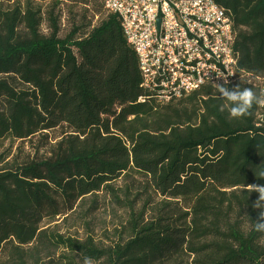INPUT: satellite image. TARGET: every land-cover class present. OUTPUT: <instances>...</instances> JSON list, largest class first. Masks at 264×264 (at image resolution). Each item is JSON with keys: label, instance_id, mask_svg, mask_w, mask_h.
<instances>
[{"label": "trees", "instance_id": "16d2710c", "mask_svg": "<svg viewBox=\"0 0 264 264\" xmlns=\"http://www.w3.org/2000/svg\"><path fill=\"white\" fill-rule=\"evenodd\" d=\"M10 1L0 0V141L60 133L44 158L0 153V264H264L250 188L264 185L259 106L232 119L211 87L176 104L138 103L136 55L102 0H73L106 15L94 25L83 15L66 34L56 13L66 0H40L44 11ZM213 1L231 16L239 71L264 78V0ZM124 180L132 186L115 188ZM99 193L126 212L117 241L45 228Z\"/></svg>", "mask_w": 264, "mask_h": 264}, {"label": "built area", "instance_id": "2783aa9c", "mask_svg": "<svg viewBox=\"0 0 264 264\" xmlns=\"http://www.w3.org/2000/svg\"><path fill=\"white\" fill-rule=\"evenodd\" d=\"M116 15L134 51L142 96L138 103L166 105L204 88L245 82L264 91V78L238 69L230 14L213 0H102ZM264 129V106L256 113ZM263 132V131H262ZM264 134V133H263Z\"/></svg>", "mask_w": 264, "mask_h": 264}, {"label": "rangeland", "instance_id": "374dc122", "mask_svg": "<svg viewBox=\"0 0 264 264\" xmlns=\"http://www.w3.org/2000/svg\"><path fill=\"white\" fill-rule=\"evenodd\" d=\"M13 1V0H12ZM6 2L5 5H10L12 3ZM22 2L24 0H21ZM35 8L40 7L41 11L46 10L49 7L50 1H40L33 0ZM78 2V1H77ZM74 2L73 0L62 1L57 9L56 13L60 16V28L62 34H66L70 30L72 24L79 25L81 22V17L84 15L85 24L91 21V24L94 25L98 18L106 15L103 8L101 7L99 14L93 16V13L90 11L84 13L82 7ZM98 3L101 4V0H98ZM42 34H47L46 23L44 22L40 28ZM176 104L177 102H173ZM60 133L59 130L50 132L46 137H36L32 139L31 143L24 142L22 144L16 142L14 144L9 143L8 140L0 141V153L10 154L8 160H15L17 162H23L26 159L34 158H44L48 155L52 144L54 143V137L58 136ZM138 180V177H134ZM132 184L127 181H119L115 188H128ZM96 204L91 205V201H85L84 205L81 208H75L76 212L73 215L68 216L66 220L63 218L57 219L54 224L49 226L45 225V228L55 229L58 233L65 236H72L78 239L85 238L90 236L97 243L102 246L109 245L112 242L118 240L120 236L121 225L125 222L127 216L124 209L116 205L111 197L105 193H99L95 198ZM60 251L52 250L49 254L55 258H58Z\"/></svg>", "mask_w": 264, "mask_h": 264}, {"label": "clouds", "instance_id": "9594fccd", "mask_svg": "<svg viewBox=\"0 0 264 264\" xmlns=\"http://www.w3.org/2000/svg\"><path fill=\"white\" fill-rule=\"evenodd\" d=\"M223 83L217 82L220 98L226 100L230 105L229 115L232 119H242L252 115L254 106H264V91L257 93L252 87L241 88L240 84L229 87L228 77L221 76ZM259 178H264V171L256 174ZM251 192L259 194V198L253 204L256 209H262L258 213V218L253 226L254 231L264 234V185H250ZM83 264H95L92 257L85 256Z\"/></svg>", "mask_w": 264, "mask_h": 264}]
</instances>
